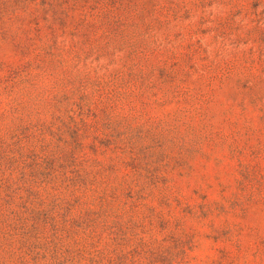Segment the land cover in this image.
<instances>
[{
	"label": "rangeland",
	"instance_id": "rangeland-1",
	"mask_svg": "<svg viewBox=\"0 0 264 264\" xmlns=\"http://www.w3.org/2000/svg\"><path fill=\"white\" fill-rule=\"evenodd\" d=\"M0 264H264V0H0Z\"/></svg>",
	"mask_w": 264,
	"mask_h": 264
}]
</instances>
